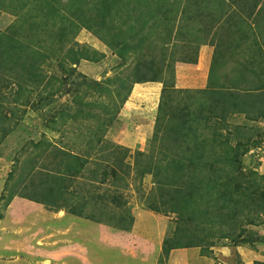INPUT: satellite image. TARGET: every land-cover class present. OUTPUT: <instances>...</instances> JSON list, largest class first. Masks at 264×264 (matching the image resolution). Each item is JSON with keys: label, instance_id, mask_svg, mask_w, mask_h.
<instances>
[{"label": "rangeland", "instance_id": "obj_1", "mask_svg": "<svg viewBox=\"0 0 264 264\" xmlns=\"http://www.w3.org/2000/svg\"><path fill=\"white\" fill-rule=\"evenodd\" d=\"M42 1L0 0V36L6 38L12 35L18 41L32 42L15 58H6L5 53L0 52V220H6L1 231L6 232L11 226L19 228L13 232L16 236L11 234L12 231L9 235L22 245H13L9 252L1 245L0 264H31L32 259L46 264H264V242L250 245L223 238L229 234L234 220L239 219L227 217L231 204L225 207V217H218L216 208L208 209L211 211L208 217L198 214L193 217L190 212L195 205L190 206L189 202L184 211L179 209L171 213L163 208L168 194L171 199L178 196L182 201L184 188L190 185L188 180L176 182L174 177L169 179L164 170L165 162L169 159L177 162L181 157L184 169H189L194 155L191 142L204 147L203 161L195 159L193 163H198L192 167V181L198 185L211 169H225L223 173L229 171L223 158L227 145L235 147L237 142L246 143L248 139V146L257 143L258 149L250 148L243 155L244 146L239 155L243 172L254 169L253 173L258 175L257 187L261 193L264 192V63L261 62L264 58V0H127L128 4H117L131 24L161 37V46L175 41L177 35L173 34L174 27H177L179 33L184 31L181 39L191 40L188 48L195 51L201 44H207L216 49L206 91H173L176 97L171 100L173 106L168 109V115L173 127L180 128L178 125L184 123L182 130L187 136L183 144L164 138L165 119L161 122V113L157 109L161 99L159 86L134 84L135 68L131 65H136V60L131 58L124 65L91 34V22L84 21L92 32L80 27V22L84 20L82 16L95 17L100 10L93 12L95 8H92L88 11L89 7L84 6L81 16L78 9L82 6L71 2L74 6L64 7L65 11L61 14L65 17L63 22L58 16L52 18L43 11L46 4L43 5ZM61 1L66 4L68 0ZM51 2L56 0H49ZM9 7L12 10L6 9ZM14 11L21 12L22 17L16 18ZM116 14L115 9L107 21L114 22L118 28H125L124 19ZM175 19H179L178 24ZM36 26L35 32L32 28ZM189 27L192 28L187 29ZM3 43L11 51L9 42ZM68 48L79 53L72 58ZM257 52H260V57L255 56ZM238 53L244 55L243 64L253 60L255 66L251 72L260 75L256 79L251 78L261 85L259 90L251 92L261 95L257 99L243 95L246 86L236 73L245 64L237 62ZM139 55L149 56L146 53ZM58 56L65 61L63 65L59 64ZM176 62H170L172 68ZM31 65L39 67L42 82L35 85L28 81L24 88L25 81L21 80L20 72L25 75L24 68ZM220 66L222 75L215 77L216 68ZM63 82L66 85L63 84V88H73L77 93L74 96L61 95L58 86ZM250 88L256 89L255 86ZM78 97L94 105V116L89 114L86 120L85 115L82 118L76 116L78 107L74 101ZM171 103L164 101L166 107ZM189 103L193 104L190 109ZM258 103L263 104L262 108H256L263 116L260 120L252 118L253 108L247 110L249 118H246V113L233 114L235 109L239 111ZM175 109L176 115H172ZM187 109L188 112H185ZM227 112L232 114L226 116ZM114 113H117L116 119L111 124L102 126L103 122H97V119L104 121L105 117ZM54 117L56 119L52 122ZM157 121L158 125L161 124L158 130ZM234 127L239 128L240 136L236 135ZM40 144L42 147L53 146L48 147L51 153L57 151L54 147H61L91 159L80 174V182L64 190L63 202L53 201L56 197L51 193L48 205L60 203L65 208L58 210L57 207L55 210L42 206L55 215L62 212L64 216L69 214L81 219L78 222L83 223L80 227L85 228L84 239L69 237L67 231L57 225L59 217L52 218L55 225L49 224L47 233L39 228L23 232L22 225L27 227L31 223L30 219L26 220L30 212L21 213V207L16 206L13 217L8 213L15 199L41 198L39 192L32 193L30 188L26 189L27 186L37 185L34 178L29 180L26 177V170L31 167L28 158L36 153L35 146ZM167 151L173 156L167 153L168 156L163 159L162 153ZM55 153L49 155L47 168L55 173L70 175L64 169L67 164L60 160L61 157H55ZM215 153L219 154L217 159L221 158L223 165L213 163L212 155ZM149 156L152 158L148 159ZM206 162L213 167L203 168ZM69 168L68 171L74 175V169L71 172ZM85 184L89 193L82 187ZM161 184L166 185L161 187ZM232 185L226 186L228 193ZM242 195L246 198L247 191L242 189L234 196L243 202ZM200 201L197 198L195 203L204 207ZM77 205L79 208L73 214L70 209ZM149 207L161 213L150 211ZM199 207L196 209H203ZM179 211L182 217L177 214ZM113 213L116 217L111 216ZM186 214L188 216L185 217ZM249 218H252L253 224H244L245 236L264 237V215ZM96 219L102 222L97 223ZM107 224L116 225L119 229L115 230ZM192 224L204 230L200 249L182 248L180 244L183 245L184 235L173 233L171 236V231L186 227L195 232L197 226H190ZM166 238H171L169 244L164 243ZM188 244L191 246L190 242ZM18 250L23 252L18 253Z\"/></svg>", "mask_w": 264, "mask_h": 264}, {"label": "trees", "instance_id": "obj_2", "mask_svg": "<svg viewBox=\"0 0 264 264\" xmlns=\"http://www.w3.org/2000/svg\"><path fill=\"white\" fill-rule=\"evenodd\" d=\"M67 1V0H66ZM79 4L80 7L78 9V12H80V15L82 16V9L83 7H89V10L92 8L93 12L97 11L98 9L100 10V14H96L95 17L88 16L87 18H84L86 16H82L84 19L83 21L80 22V27L82 29H88L90 28L87 26V22H91L93 26V32L91 34L94 35L104 46H106L114 56L117 58L121 59L123 61V64L125 65L126 62L131 61V58L136 60V65L135 63H132L131 67L135 68L134 70V78L135 82L134 84H145V83H159L162 84V89H161V99L158 104V110L160 111L161 115L159 114V117L161 116V122L165 119L164 121V126H165V132L164 133V138H166L169 142H173L175 144H183L184 141L186 142V136L187 133L182 130L184 123H180L178 127H173L174 124L172 123L169 115H168V109L173 106L171 103V100L173 101L174 97L176 95L174 94L173 91H178L174 89V71L173 68L171 67L170 63L173 61V59L168 56V47L165 45L161 46V37L153 36L150 33H146L144 29H141L139 26L133 25L130 23L129 19L125 16V12L119 9V6H117L118 3H123L121 5H124L127 3V0H68L67 3L62 2L61 0H56V2H51L49 3V0H43L42 4H46V6H43L45 12H47L52 18L54 16H58L59 21L65 22V17L61 14L64 13L66 6L73 7L74 5L71 4ZM117 10L118 16H121V19H124V24L125 28H118L112 21H107L108 17L111 16L113 11L115 9ZM6 9H11L12 8H6ZM24 10L27 11V8L24 7ZM8 12V11H7ZM24 12V11H23ZM90 13V12H89ZM34 14V13H33ZM27 15H29V12L27 11ZM14 16L16 18L22 17L21 12L14 11ZM35 16V14L33 15ZM165 18V17H162ZM86 20V23L84 22ZM71 23V22H70ZM64 26V25H62ZM124 29V30H123ZM33 31L36 32L37 26L32 28ZM101 33H103L101 35ZM9 37H6L4 35L0 36V52L5 53L6 58H15L18 54L19 51L26 50L28 45L31 44L32 42H21V40H17L16 37L12 35H8ZM4 41H8L9 45L11 46V51H8V46H4ZM13 42V43H12ZM19 43V47H16ZM159 42V43H158ZM3 43V44H2ZM24 45V46H23ZM261 48V44L259 45ZM259 47V50H260ZM263 49H264V43H263ZM68 51L73 54L69 55L72 56V58L79 53L78 51L75 53L73 52L70 48H68ZM144 53L148 54L149 56H140L139 54L143 55ZM260 52H257L255 56L260 57ZM56 56V54H54ZM53 56V57H54ZM68 56V57H69ZM78 56V55H77ZM81 56V55H80ZM138 56L141 58L139 60ZM19 59L21 57H18ZM71 58V59H72ZM254 59V58H253ZM57 60L59 61V64L63 65L65 61H61V57H57ZM261 62L264 63V58L261 59ZM239 63V62H238ZM242 63V62H241ZM243 64V63H242ZM245 64V65H244ZM244 67H242L236 74L237 78L242 81V83L246 86V89H244V96H249L251 98H258L261 95L253 94L251 93L252 91L255 92L259 90L261 85H257L256 79L260 75H256V73L251 72V69L254 68V61L249 60L248 62L244 63ZM128 67V66H126ZM250 68V70L248 69ZM127 69V68H126ZM245 72H243V71ZM249 70V71H248ZM264 72V67L262 68ZM25 75H23L20 72V78L21 80L25 81L24 83V88L28 85V81H31L35 85L39 83L38 85L41 84V75L39 74V67H35L34 65H31L29 68H24ZM242 72L243 74H241ZM213 73V72H212ZM248 73V75H246ZM256 75V77H255ZM251 78H254L251 80ZM67 83V79H66ZM235 83V82H234ZM65 83H61V86H58L59 91L61 92V95L63 96H68V95H73L77 93L76 90L72 89H65L63 88ZM96 85H100L95 83ZM74 86V84L72 85ZM129 86V85H128ZM128 86L126 90L128 89ZM250 86H255L256 89H251ZM57 91V92H59ZM204 92V91H201ZM168 100L170 101L171 105H167V107L164 105V101ZM236 100V96H235ZM126 101V98L124 99ZM263 103V101H262ZM74 104L78 107V111L76 116H79L82 118L83 115H85V120L89 118V114H92V110L94 109V105H90L89 103L84 102V99H76L74 101ZM247 105H250V103H246ZM259 105V106H258ZM193 106V104L189 103V109ZM262 108L263 104H255L254 107L251 105L248 108H244L238 111V109H235L233 111V114H244L246 113V118H249L250 112L247 111L251 108L253 111V119L260 120L259 118H262L263 116L261 113L258 111L256 108ZM185 110V112H188V110ZM94 111V110H93ZM64 114V112H61ZM231 112H227L225 115L229 116L231 115ZM93 115V114H92ZM115 115L117 113L112 114L110 117H105L104 121H100L97 119V122L99 124L103 125H108L111 124L115 119ZM172 115H176V109L172 110ZM57 116V115H56ZM94 116V115H93ZM158 117V118H159ZM56 118H52L51 121L53 122ZM89 121V120H87ZM157 121V130L158 127L161 128V124L158 125ZM255 122V121H254ZM235 133L237 136H240L241 131H239L238 127H234ZM104 132H106L104 130ZM249 139L245 142H237L235 144V147L227 145V149L223 152L224 153V166L229 167V171L222 172L225 169H220L219 171H215V169H211L210 173L206 174L200 182V184H194L192 179L194 178L191 174H193V168L196 166L198 161H203L202 160V153L204 151V147L200 146L198 143L191 142V144L194 146L193 148V160L192 158L190 159L189 165L191 167L189 169H184V164L182 162V159L180 157V160L176 162V160H171L169 159L167 162H165V172H167L169 179H172L174 177L176 179V182H181L188 180L190 185L185 187V195L182 201H180V197H176L171 199L170 194H168V199L165 200L163 203V208L172 211L171 213L177 212L179 209L184 211L187 209L189 206H187L188 202L190 206L195 205V208L190 212V215L195 217L196 214L198 215H203L204 217H208L211 211L208 209H213L216 208L218 211V217H225V207L227 204H231L232 207H230V213L227 214V217H239L238 220H234V225L231 226L229 234H226L223 238L226 240H234L236 242H239L240 244H254V243H263L264 242V237L260 239V237L252 238L246 237L245 236V226L244 224L251 225L253 224L252 218L250 219L249 217H260L261 215H264V192H260V188L257 187L258 183L256 179L258 178V175L254 172V169H251L248 173H244L243 169H241V161L240 158L241 156L239 155L240 152L239 150L244 149L245 151L244 154H247L249 152L250 148H259L257 146V143H252L251 146H248ZM245 143V145H244ZM44 145V143H41ZM35 146L36 153L33 154L30 158H28V164L31 166L26 170L27 178L31 180L34 178L37 183L36 186H30L26 187L30 188L32 190V193L34 192H39V196L41 198L39 199H31L29 197H21L25 200L35 202L37 204H40L42 206H46V208L49 209H63L65 208L64 206L55 204L54 206L48 205V200L50 198L51 193L55 194L56 199L58 202H63L64 201V195L65 192L64 190L69 188H72L75 186L78 182H80V174L85 169V164L91 161V159H86V157H82L79 153H76L77 155L74 154L73 151L71 150H63L61 147H54L57 151H54L52 153H55V157H61L60 160L67 164V166L64 167V169L70 174H60V173H55L50 171L47 168V162L49 155L52 154L51 152L48 151V147H52L51 145H46L42 147V145ZM256 145V146H255ZM170 155L169 151L163 152V159H165L168 155ZM216 155V153L214 154ZM213 156V163L214 164H222V159H217L219 157V154L216 156ZM170 156H173L170 155ZM152 158L151 156L148 157ZM228 158V159H227ZM195 159H198L196 163H193ZM216 159V160H215ZM75 160V164H72V161ZM150 161V160H149ZM61 162V164H62ZM71 162V163H70ZM70 164V166H68ZM47 165V166H46ZM188 165V164H187ZM213 165V164H212ZM206 163H203V168H212L213 166ZM70 167V168H69ZM193 167V168H192ZM69 170L72 172V169H74L75 173L72 175L68 171ZM224 175V177L222 176ZM78 181V182H77ZM162 182V181H161ZM242 183L245 185L243 187ZM171 184V183H168ZM229 184H233L229 190H231L230 193L226 191V186ZM166 184H161V187ZM178 184L176 183L175 187ZM222 186V187H221ZM84 189L90 192V190L87 188V185L82 186ZM245 192L247 191L248 196L244 198V195H242L241 199L243 202L240 200L238 201L237 197L234 196L237 192L242 190ZM217 190V193H216ZM225 190V192H223ZM222 191V193H220ZM169 193V192H167ZM183 194V193H182ZM200 199L201 203L203 204L204 207H199L197 206L196 199ZM63 200V201H62ZM168 202V205H167ZM198 202V203H200ZM240 202V204H239ZM241 206H243L241 208ZM196 207L203 208V209H196ZM79 208L77 205L74 209H70L71 212L74 214V212ZM206 208V209H205ZM245 209L244 212H242ZM150 211L153 212H159V210L155 209L154 207H149ZM181 211H179L177 214H179ZM224 211V212H223ZM111 212V211H109ZM112 213V212H111ZM161 213V212H159ZM182 214L180 213V217ZM111 216H115V214H111ZM185 217L188 216V214L184 215ZM116 217V216H115ZM104 221V220H103ZM96 222H102L101 219H96ZM106 225V224H105ZM107 226L113 228V229H119L117 226H110L107 224ZM190 226H197V224H192ZM120 230H126V229H120ZM204 230L202 227L197 226L195 229V232L191 230L190 227H186V229H178L171 231V236H173V233L175 234H182L184 235V239L187 241H184L183 239V245L180 244L182 248H199L202 245L203 234ZM171 238H166L164 243L169 244V240ZM195 241H199L196 243ZM191 246H189V243ZM200 249V248H199Z\"/></svg>", "mask_w": 264, "mask_h": 264}, {"label": "crops", "instance_id": "obj_3", "mask_svg": "<svg viewBox=\"0 0 264 264\" xmlns=\"http://www.w3.org/2000/svg\"><path fill=\"white\" fill-rule=\"evenodd\" d=\"M181 11H178V13L180 14ZM171 19L173 18L171 17ZM178 21L179 19H175L176 24H178ZM191 28L192 27H189L187 29H191ZM174 31L175 32L173 35L174 36L177 35L174 39L175 41H172L170 44H165V46L168 47V52H167L169 54L168 56H170L173 60L177 61L173 68L174 89L178 91H190V90L191 91L199 90L200 92L206 91L208 89L207 84H208V79L210 77L211 64L214 61L213 56L215 57V52H216L215 47L209 46L207 44L206 45L201 44L194 51V49L188 48L189 45H191V40L185 39V38L181 39V34H183L184 31H181L179 33L180 29L177 27L176 28L174 27ZM186 49H187V54H189L191 57H188V55L185 54ZM238 54L240 57L237 60V62H240L244 58V55H242V53L241 54L238 53ZM215 72H216V74H214L215 77H221L222 75L221 73L223 72L222 66L216 68ZM148 84L157 85L159 86L160 89H162V84H159V83H156V84L148 83ZM21 202H23V205H21ZM16 206L21 207V210H20L21 213L28 212V211L30 212V214L28 215L29 217H27L26 220L30 219L31 223L27 227H25L24 224L22 225L23 232H27V231L30 232L32 231V229H34V231H37V229L39 228L45 231V233H47L48 227H50L49 224L55 225V223L51 221L53 220L52 218L59 217L58 219L59 221L57 220L58 221L57 225H61L63 230L67 231V234L69 237H71L72 239H84L86 236L85 235L86 232L84 231L85 228L80 227V225L83 223L80 224L78 222L79 218H77L74 215L67 214V216H64L62 212L58 213V215H55L56 213L45 211L42 205L37 204L35 202L26 201V200L21 201V200L15 199V201L11 204L10 208L8 209V213L11 216ZM61 216H64V217H61ZM41 221L43 222V224H41ZM5 222H6L5 218L3 219V221L0 220V248H1V245H3L5 248L4 250L9 252L12 250L13 245H16V246H22V245L18 244L16 239L13 237H10L9 235L11 231H12L11 234H13V232L17 231L19 228H16L15 226H11L10 228H7L8 229V231H6L7 233L1 231L2 230L1 228L4 227L6 224ZM60 222H62V224ZM13 235L16 236V233ZM31 236H34V234H31ZM177 250L180 253L183 252L181 251V249H177ZM19 252H23V251L18 250V253ZM130 257L134 258L133 255H131ZM36 261L38 262V264H46V262L44 263L40 262L39 259H32L31 264H37Z\"/></svg>", "mask_w": 264, "mask_h": 264}]
</instances>
